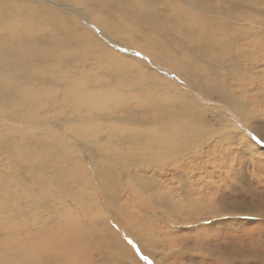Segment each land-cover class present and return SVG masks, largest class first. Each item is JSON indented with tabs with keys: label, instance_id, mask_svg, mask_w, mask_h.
Wrapping results in <instances>:
<instances>
[{
	"label": "rangeland",
	"instance_id": "rangeland-1",
	"mask_svg": "<svg viewBox=\"0 0 264 264\" xmlns=\"http://www.w3.org/2000/svg\"><path fill=\"white\" fill-rule=\"evenodd\" d=\"M36 1L63 11L111 57L96 54L100 47L74 52L78 62L50 67L55 80L44 78L49 67H42L50 84L25 83L21 88L31 86L14 94L0 118V264H264V26L234 24L264 22V0H209L211 9L228 16L222 22L229 27L186 38L197 42L202 65L184 51L156 63L127 48L122 36H108L114 24L91 22L54 0ZM145 1L165 11L164 22L195 14L181 1L166 0L176 4L163 8L159 0ZM207 47L214 51L202 54ZM141 65L148 75L137 72ZM125 68L133 71L127 80ZM141 84L143 90L131 92ZM211 85L225 100H238V114L205 96ZM173 106L171 113L177 108L189 122H155ZM170 130L176 137L167 138ZM179 151L186 160L163 170L171 160L166 156ZM100 158L108 164H97ZM125 158L152 162V170L138 171L151 185L144 192L130 187L112 200L110 216L93 178L111 167L118 188L129 184L114 167ZM23 183L31 198L16 192L25 191ZM9 195L18 201L1 197ZM185 200L191 204L183 207ZM20 202L27 203L21 210L32 208L29 217L18 214ZM225 209L240 216L230 218Z\"/></svg>",
	"mask_w": 264,
	"mask_h": 264
},
{
	"label": "bare ground",
	"instance_id": "bare-ground-1",
	"mask_svg": "<svg viewBox=\"0 0 264 264\" xmlns=\"http://www.w3.org/2000/svg\"><path fill=\"white\" fill-rule=\"evenodd\" d=\"M159 1L162 3L161 8H163L164 4L172 5L175 3L174 1ZM176 1H181L186 4L187 7L195 12V14L178 13L173 17L167 16L166 22H164L163 17L166 16L165 11L163 9H159L153 3H146L145 0H54V3L60 2L65 5H69L71 8L79 9L82 15H84L91 22L94 21V23L98 24H106L109 22L114 24V29L106 30L105 33L108 36H115L116 34L122 36L124 40L121 39L120 41L127 48H134L144 53L156 63L162 61L168 56L178 57L180 54L179 51H184L188 56H193L194 59H197L196 65H202V56H199V51L195 48L197 46V42L195 40L186 41V38L190 34L195 33L200 29L205 32L206 30L223 28L224 24L225 26L227 25V22L223 23L222 19H227L228 16H223V13L211 9L209 7V0ZM41 3L36 0H0V118H2V115H6L7 108L15 99L14 94L17 92L24 93L26 88L31 86L27 85L21 88V86H23L25 83L31 82L30 84L33 85L41 84L45 86L50 84L49 81L44 80L41 77L40 70L42 67H49L48 71H46L43 77L47 79L54 78L55 80L54 76L56 72H50V67L54 65L56 66L58 64L62 66H69L74 62H78V58L74 56V52L84 50H86L85 52H91L96 47H100V51H98L96 54L102 57H106L105 55H108L106 59L110 61L111 55L102 51L101 46L98 45L96 38H92L89 35L82 33L81 29L83 28L73 23L71 19L67 18L63 11L47 8V5H43ZM206 16H208V18ZM235 23L239 25L247 24L252 28H262L264 26V22H234V24ZM45 30H49V33H45ZM84 36H86V38ZM98 36L101 37V34ZM126 37L127 39H125ZM104 39V42L109 46L110 43L108 40L106 38ZM130 41H134L135 44H132ZM45 45H48L49 47V50L46 52L42 51ZM212 49L213 48L207 47V49L202 50L201 53L203 54L204 51H214ZM115 58L116 57H114V59ZM104 60L105 59H103V61ZM125 61L127 62V60ZM125 69L127 70V68ZM131 72L128 69L126 73L121 74L122 78L127 80L129 73ZM137 72H143L144 74L148 75L149 70L144 65H141L138 67ZM240 75L245 77L243 73H240ZM68 77L70 76L68 75ZM128 83L131 86V82ZM48 87L55 88L57 85L52 84ZM143 88L144 85L141 84L134 88L131 87L130 90L132 93H134V91H140L143 90ZM88 90L89 89H87V91ZM204 94L207 96V98L213 95L215 97L214 101L223 103L229 109L238 114V109L235 108L239 102L234 96H228V100H225L224 97L215 91L212 85L208 90H205ZM174 107L175 106L169 109V113H164L159 118L157 117L155 122L175 124L189 122V119L183 120L184 118L178 117L175 114L177 108L173 113H171ZM244 109L246 110V108ZM157 111L160 114L163 109L157 108ZM118 112L124 113V110H119ZM176 132L177 131L174 132V130H170L166 131L165 134L167 138H170L173 137ZM178 132L181 133L182 131L180 130ZM189 143L193 144L192 140H189ZM24 147H28L29 149L30 146L27 144ZM189 149H195V146L192 145V147ZM167 157H170L173 163L170 160L168 164H165L163 170L169 168L170 166H174L177 162H181V160L184 161L187 158L185 156L186 158L184 157L185 159H183L182 151L171 153L167 155L166 158ZM129 159L130 158L114 160L116 166L113 165L114 167H118V172L120 174L119 178H121V176L124 179L127 178L130 181L129 184H122L118 188V178H115V182L111 181V178H113V175L110 172L111 170H109L111 167H107V170L102 172L99 171L94 175L96 178H93V180L96 184L100 201L102 204H104V206L107 207L110 216L115 210V203L112 200H121L124 192L127 189L130 190V187H139L144 192L143 189L146 190L147 187L151 185L149 180L141 179V177L138 176V171L141 168H145L146 172L152 170V162L149 165V163H147V161L144 159L142 165H137L136 163H129ZM96 163L103 165L108 164L106 159L102 158H100V160H96ZM196 179L198 180V178L193 180ZM19 180L21 179H18V181ZM193 180H191V182ZM22 188L25 191L17 190L16 192H25V196L27 198H31L33 196L32 191H30V189L27 190L28 187L25 185V183H23ZM13 193L14 192H11L12 195ZM189 194L190 190L186 192V195ZM130 196H132V194H130ZM1 197L9 201H18V198L15 196L9 195L6 197ZM163 199L164 196L161 195L160 200ZM107 200L109 201L111 207L107 203ZM16 204H19L18 214L20 213V217L23 216L24 212L26 217L31 215L32 208L28 207L26 211L21 210L24 205H27L26 202H20ZM16 204L11 206L16 209ZM189 204H191V202L185 200L182 206L186 207ZM155 205L157 209H159L164 214H169L167 208L158 206L157 204ZM192 205L195 207L194 209L201 214L202 211H200V208L195 203H192ZM118 207L119 209H123L125 208V205L121 203ZM151 212L153 214L154 211ZM223 213H228L227 216L233 219L240 216L235 215L237 211L235 212L234 210L226 212L225 209ZM216 219L217 218H215V220ZM192 220L194 219L192 218ZM116 221L117 220H115V222Z\"/></svg>",
	"mask_w": 264,
	"mask_h": 264
}]
</instances>
